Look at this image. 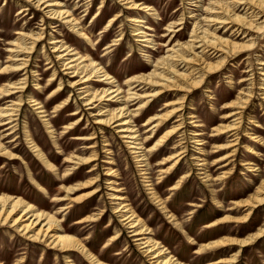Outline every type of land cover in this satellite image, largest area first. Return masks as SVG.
Segmentation results:
<instances>
[{
	"label": "bare ground",
	"instance_id": "obj_1",
	"mask_svg": "<svg viewBox=\"0 0 264 264\" xmlns=\"http://www.w3.org/2000/svg\"><path fill=\"white\" fill-rule=\"evenodd\" d=\"M16 1L19 4L16 16H27L29 12L35 11V13L37 12L36 14L42 13L45 19L39 21L41 24L37 29L29 28V24H26L21 26V29L15 33L4 32V36L8 35L11 40L5 43L9 47L6 51L9 56L6 59V64L0 68V80H5L0 83V158H5L9 161L19 159V156L12 152L16 146L10 147L6 145L7 142L4 143L3 141L11 136L13 138L10 142L17 141L16 133L22 106L28 105L34 114L42 120L45 129L51 132V121L56 116L63 119L64 115L62 113L66 111L72 100H74L76 111L66 117L67 121L64 122L61 128V134L77 131L85 116L93 119L91 123L99 128V134L103 132L107 134L116 127L117 130L113 132L116 133L122 144L129 151V154L134 158L135 164H137L136 167L139 168V174L144 178L143 182L147 188V194L150 195L161 212H167L165 203L168 201L171 192L182 188L183 184L192 176V170L200 172L198 173L201 176L200 180L208 188L222 185L225 180L233 175L232 169H227V167L232 164V158L235 157V146L240 139L239 132L242 128L243 113L248 108L250 92L248 91V93L243 95L246 98H236L237 102L232 101L221 107V109L229 108L235 109V111L223 113L219 118L223 121L218 126H213L210 129V134L203 139L202 136L205 135L204 131L207 130V127L201 121H197L198 116L193 112L195 111L194 107L186 109V103L195 90L206 85V81L213 74L225 69L227 59L235 51L248 52L255 49L256 41L260 40L263 37L262 35H264V0H208L206 3L204 0H180L179 9L174 11V13H177L178 10L182 9L179 19L169 22L165 26L163 34L156 40H167L161 45L157 44V46L152 33L148 32L154 30V28L149 25L139 27L140 23H143L139 18L141 14L149 17L157 15L154 6L147 3L149 0H114L112 10L115 11L117 8L118 10L108 18L95 41L92 39L91 27H84L83 17L76 13L78 9L93 0H85V2H82V0ZM104 2V0H101L98 9L93 13L92 21L97 20L99 17ZM86 11L87 9L84 12L82 11L84 13L83 16L86 15ZM197 12L201 14L196 15ZM186 14L187 17H185ZM124 16L127 18L126 22L133 28L131 29V37H133V41L138 43L139 51H143L142 48H146L144 52L148 53L147 60L150 65L148 66L149 69L146 66H139L129 71H124L123 74H127L126 79L120 82L122 74H114L110 69V65L106 63L107 61L105 62V57L114 47L119 46L124 41L126 37L124 25H120L116 36H114L115 38L102 49L100 57L94 50L98 48L107 34ZM189 21L193 22L188 33V40L182 43L178 40L173 41L178 33L179 37H182L180 33ZM45 24H48V26L44 27ZM57 28L61 31L67 28L78 40L69 44L61 38V34L59 35L61 40L55 36L48 39L47 45L50 48V54L45 52L42 55L45 61L42 73L51 72V76L43 86L34 84V90L30 91L28 90L27 69L31 66V57L44 40V31L47 29L54 31ZM223 28L231 31L230 36L236 38L242 36L241 39L245 40L246 43L244 45L232 43L227 38L220 36V34L224 36L227 34V31L220 33ZM49 36L52 35L49 34ZM78 41H80V44L84 41L86 45L79 49L77 47ZM42 48L45 49V47ZM163 49L166 50L162 52ZM179 53L187 56H181ZM159 54L161 55L158 56ZM212 60L215 61L213 62ZM257 64L264 66V60H260ZM176 66L180 70L175 68ZM259 74L264 75L262 72ZM36 76L38 75L35 73L32 77L36 78ZM64 77H66V83L63 80ZM93 78L96 79L91 82ZM247 80L249 79H240L238 84ZM95 83L98 85L91 86ZM102 84L105 86L101 87ZM170 90H177L178 93L171 94ZM260 90L261 97L264 99V87ZM179 91L182 92L180 97L178 95L174 100L173 97L179 94ZM64 92L67 93V97L61 99ZM25 93L29 94V96H24ZM44 94L47 96L42 100L41 98ZM209 98L212 99L211 96ZM159 99H165V103L159 109L160 113L157 112L148 116L140 127L134 125L140 117L145 115L144 112L147 106ZM104 102H106V105H104ZM49 103H55L52 111L54 118H50L51 116L47 111ZM79 103L81 108L76 105ZM186 112L187 116H185ZM185 117L190 120L187 125L192 126L190 127L193 128L192 131L186 132L184 130ZM250 124H254L253 121L250 120ZM25 126L23 136L33 156L38 159L46 170L55 172V166L39 150L37 144L31 138L28 125ZM254 127L261 128L259 124H254ZM143 128L144 131L141 132ZM90 129L91 133L88 134L80 130L82 134L72 137L71 140L95 141L98 138L97 133L93 128ZM162 129L163 131L154 139L155 132ZM242 136L253 142L255 146L257 144L264 145V140L252 133H245ZM105 137L103 136L102 138ZM208 138L213 143L209 152L205 149V139ZM153 139L154 141L147 145ZM103 142H107V140L104 139ZM169 142H173L172 146L169 149H164ZM96 143L97 141L86 144L81 143L83 147L78 146V148L67 152L69 155L65 157L64 163L71 165L64 171L62 180H68L70 175L75 174V170H79L86 165L89 166L85 173L94 174L97 170V165L94 162L98 160ZM189 144H192V147H196L194 150L196 156L189 154ZM103 146L107 147L109 144L104 143ZM163 150L168 154L155 164L158 177L154 184L150 180L152 167H150V160ZM110 153L108 149L106 154ZM246 153L254 157L258 156L257 151L250 147H247ZM214 154L218 155L213 157L211 162L208 163V158ZM188 155L195 156L191 159L192 167L177 178L175 184L167 190L169 195L161 199L157 192V187L159 186L157 184L163 182L168 175L173 174ZM114 161L106 160L104 163L114 164ZM241 166H248L249 172L257 171L251 160L244 162ZM114 173L115 170L110 168L107 170L106 176L113 175L117 177V174L115 176ZM216 173L217 175L215 176ZM86 174L81 177H86ZM28 179L38 190L46 193L34 180L29 170ZM97 182V176H93L72 187L60 186L66 195L53 197L52 202L60 204L68 201L65 204H61L62 206L52 213H45L37 209L24 200L23 197H16L4 192L0 193V228L8 229L32 244L44 245L48 249L59 253L76 252L86 260H89L91 264H107L97 258H93L80 239L63 229L61 226L63 219H59V216L63 218V215L72 207V204L90 199L100 192V189L95 186ZM108 184L112 187L109 189L112 193L108 195V199L111 202L114 201L115 204L111 208V214L117 218L116 220L121 228L126 231L128 237L132 238L131 241L138 247V251L141 252L142 257L147 260L148 264H185L180 262L168 248L154 240L152 236L145 237L147 234L152 235L151 231L145 226L133 208L126 203L127 198L121 196L122 188L113 186L116 184L114 180ZM94 186L96 188L93 189L92 187ZM82 188H92V190L75 197H69L70 194ZM211 191L213 197H218L219 193L217 191ZM253 193L255 196L251 194L248 197L252 200L250 203L247 200L232 203L236 207H246L245 212L247 213L245 215L241 217L223 215L206 226V228H218L221 225L228 230H233L238 225L247 224L251 218V212L264 204V182H261ZM189 206L192 209L187 215L191 216L195 208H200L202 205L191 202ZM229 210L236 209L230 208ZM18 211H20L19 215L13 217ZM101 216L102 212L100 211L98 214L87 216L75 224L93 223L101 219ZM166 217L177 229L179 228L183 232V223L181 221L178 222V219L173 215L166 214ZM25 219L26 223H24ZM108 225L111 224L108 223ZM11 235L10 239L13 238V234ZM120 236L121 229L109 237L102 248L111 246ZM187 238L191 244H194L189 236ZM262 238H264V227L259 229L257 233L250 234L243 239L224 236L216 241L201 244L196 248L194 254L199 255L206 251L213 253L218 250H226V246H236L238 247L237 251L233 252L229 258L219 259L211 263L235 264L241 248L252 245ZM122 250L125 251V246ZM22 262L23 260H19L14 264H21ZM71 262L72 259L69 257L66 263L70 264ZM0 264H2L1 261Z\"/></svg>",
	"mask_w": 264,
	"mask_h": 264
},
{
	"label": "rangeland",
	"instance_id": "obj_2",
	"mask_svg": "<svg viewBox=\"0 0 264 264\" xmlns=\"http://www.w3.org/2000/svg\"><path fill=\"white\" fill-rule=\"evenodd\" d=\"M104 1V6L100 11L101 13L97 20L92 21V17L93 13L98 9L101 0H93L76 11L77 15H81L84 19L83 26L91 27L93 41L96 40L99 31L105 26L108 18L118 10V8L115 11L112 10L114 0ZM204 1L205 3L208 2V0ZM82 2H85V0H82ZM147 3L154 6L157 15H155V17H149L141 14L139 18L143 23H140L139 27H143V25L153 27L154 30L148 32L152 33V37L156 40L161 34H163V29L169 22H174L179 19L182 9H180V11L178 10L177 13H174V11L179 9L181 2L180 0H149ZM70 5H72V3H70ZM18 8L19 4H17L16 0H0V68L6 64V59L9 56V53L6 52L9 47L6 46L5 43L11 40L8 35L4 36V32L15 33L21 29V26H25L26 24H29V28L37 29L41 24L39 21L45 19L42 13L36 14L37 12L35 13V11L29 12L27 16H16ZM86 9V15L83 16V12ZM200 14L201 13L198 12L196 13V15ZM185 17H187V14ZM126 20L127 18L125 16L122 17L99 44L98 48L94 50V52L96 51L97 55L100 57L103 51L102 49L109 45L111 40L115 38L114 36H116L117 29L120 25H124V33L126 35L124 41H122L119 46L114 47L105 57V62L107 61L106 63L110 65L112 72L117 75L122 74V76H120V82H123L124 79H126L127 74L124 75V71H129L139 66H146L147 69H149L148 66L150 65V62L147 60L148 53L144 52L146 48H142L143 51H139L138 43L133 41V37H131V29L133 28H131V25L126 22ZM192 22L193 21H189L187 26L182 30L180 33L182 37H179L178 33L173 41L178 40L180 43L186 42L188 40V33L191 29ZM45 26H48V24H45L44 27ZM155 28L157 31H155ZM226 31L227 34H225V36L220 34ZM44 32V40L32 55L30 61L31 66L27 69L28 90L30 91L34 90V84L43 86L46 83V80L51 76V72L42 73L45 67V61L42 55L45 52L50 54V48L47 45V42L49 41L48 39L53 38L54 36L59 37L61 34V38L69 44L78 40L67 28H64L62 31L59 28L54 31L47 29ZM220 33V36L227 38V40L232 41V43L235 42L240 45L246 43L245 40L241 39L242 36H238V38L230 36L231 31L226 30L225 28L221 29ZM49 34L52 36H49ZM262 36L263 37L260 40L256 41L254 50L248 52L235 51L233 55L227 59L225 69L213 74L212 77L206 81V85H204L203 88L195 90L194 94L191 95L186 103V109L194 107L195 111L193 112L198 116L197 121H201V123L207 127V130L204 131L205 135L202 136L203 139L210 134V129L213 126H218L223 121L219 119L223 113L235 111V109H221V107L232 101L237 102L236 98H246L243 95L248 93V91L250 92L249 98L247 97L249 101L248 108L243 113L242 128L239 132L240 139L235 146V157L232 158V164L227 167V169H232L233 175L225 180L222 185L208 188L204 182L200 180L201 176L198 174L200 172L192 170V176L183 184L182 188L171 192L168 201L165 203L167 212H161L150 195L147 194V188L144 186L145 183L143 182L144 178L139 174V168L136 167L137 164H135L134 158L129 154V151L126 149L125 145L122 144L116 133L113 132L117 130L116 127L113 128V131L107 134H104V132L99 134V128L91 123L93 119L85 116L77 131L64 135L61 134V128L64 125V122L67 121L66 117L70 113L76 111L74 100H72L70 106L64 113H62V115H64L63 119L57 118V116L55 118L53 117L52 111L56 102L54 104L49 103L47 106V111L51 116L50 118H54V120L51 121V132L45 129L42 120L34 114L28 105L25 104L21 107L18 131L16 133V136L18 137L17 141L10 142L13 136L3 141L4 143L7 142L6 145L10 147L16 146L12 152L16 153L17 156H19V159L9 161L5 158H0V193L4 192L16 197H23L24 200L35 206L37 209L42 210L45 213H52L57 210V208H60L62 206L61 204H65L68 201L61 202L60 204L52 202L53 197H63L66 195L60 186L72 187L88 178L97 176L98 182L95 186L100 189V192L90 199L72 204V207L63 215V218L59 216V219H63L61 226L70 234H73L76 238L80 239L93 258H97L107 264H148L147 260L142 257L141 252L138 251V247H136L131 241L132 238L128 237L126 231L121 228L119 222L116 220L117 218L111 214V208L115 204L114 201L111 202L108 199V195L112 193V191L109 190L112 187H110V184L108 183L114 180L116 184L113 186L122 188L120 193L121 196L127 198L126 203L133 208L145 226L150 229L152 235L147 234L145 237L152 236L154 240L168 248L180 262L185 264H211L219 259L229 258L233 252L237 251L238 247L226 246V250H218L213 253L206 251L199 255L194 254V251L199 245L210 241H216L224 236L243 239L250 234L257 233L259 229L264 227L263 204L251 212V218L247 224L238 225V227L233 230H228L221 225L218 228H206V226L213 223L218 218H221L223 215H231L235 217L245 215L247 213L245 212L246 207H236L232 203L242 202L244 200H247V202L250 203L252 200L248 197L251 194L255 196L253 193L254 190L261 182H264V145L257 144V146H255L253 142L248 141L242 136V134L245 133H252L258 138L264 140V99L261 97L260 90L264 87V75L259 74L260 72L264 73V66L257 64L260 60H264V35ZM61 38L59 37L57 39L61 40ZM164 41L156 40V46L157 44L161 45ZM84 45H86L84 41L83 43L81 42V44L80 41H78L77 47L80 49L84 47ZM42 47H45V49ZM164 50L166 49H163L162 52H164ZM128 54L130 55L128 56ZM160 55L161 54L158 56ZM179 55L187 56L182 53H179ZM212 61L214 62L215 60ZM175 68L180 70L178 66ZM35 73L38 75L36 78L32 77ZM244 78L249 80L238 84V81ZM65 79L66 77L63 79L64 82ZM95 79L96 78H93L91 82ZM4 81V79L0 80V83ZM97 85L98 84L95 83L91 86ZM103 86L105 85L102 84L101 87ZM208 90L209 92H207ZM170 92L171 94L178 93L177 90H170ZM181 93L182 92L179 91V94H176L173 99L178 97V95L180 97ZM24 96H29V94L25 93ZM46 96L47 95L44 94L41 99L44 100ZM210 96L212 99L209 98ZM66 97L67 93L64 92L61 99H65ZM164 100L165 99H159L147 106V109L144 112L145 115L140 117L134 125L140 127L148 116L157 112L160 113L159 109L165 103ZM76 105L79 107L81 106L80 103ZM104 105H106V102H104ZM187 112L185 113V116L188 115ZM86 120H88V122H86ZM250 120L253 121L254 124H259L261 128L258 129L254 127V124H250ZM189 121L190 120L185 117V124L183 126L186 132L189 130L192 131L193 129L190 128L192 126L187 125V122ZM25 125H28L31 132V138L37 144L39 150H41L48 160L55 166V172L46 170L40 164L38 159L33 156V153L31 149L28 148L23 136V129L26 127ZM90 128H93L98 136L95 140L97 141L96 149L98 160L97 162H94V164L97 165V170L93 175L86 174L85 171L89 166L86 165L79 170H75V174L70 175L68 180H62L61 178L64 171L71 165L64 163L65 157L69 155L67 152L78 148V146L83 147V144L81 143L86 144L95 142L94 140L72 141V137L82 134L80 133V130L85 131L83 133H91ZM142 131H144V128L141 132ZM162 131L163 129L155 132L154 139H156ZM103 136L106 137L102 138ZM104 139L107 140V142H103ZM154 139L147 143V145L152 143ZM205 142V149L209 152L213 143L210 141V138L205 139ZM104 143H108L109 146L104 147ZM172 144L173 142H169L168 145H166L167 148L165 147L164 149H169ZM192 146V144L188 145L189 154L196 156L194 153L196 147ZM247 147L257 151L258 156L254 157L251 154L248 155L246 153ZM108 149L111 152L110 154H106ZM167 154L168 153L163 150L150 160V167L152 166L150 180H152V183L154 184L158 177L155 164ZM216 155L218 154L211 155L208 158V163H210L211 159ZM195 156L188 155L180 163L173 174L168 175L163 182L157 184L159 185L157 187V192L161 199H164L169 195V191L167 190L175 184L177 178L192 167L191 159ZM106 160L115 161L114 164H105L104 161ZM249 160H251L253 166L257 169L256 172H249L248 166H241L244 162H249ZM110 168L115 170L114 175L116 176L117 174V177H114L113 175L106 176L107 170ZM28 170L34 180L37 181L46 193L38 190L35 185L30 182L28 179ZM85 174L87 175L86 177H81ZM216 175L217 173L215 176ZM95 186L92 188H96ZM92 188L79 189L70 194L69 197L83 194L88 190H92ZM211 190L217 191V193H219L218 197H213ZM191 202L199 203L202 206L200 208H195L194 213L189 216L187 214L192 209V207L189 206V203ZM230 208L236 210H229ZM100 211L102 212L101 219H98L96 222L75 224L77 221L87 216L96 215ZM19 213L20 211H18L13 217H16ZM166 214L173 215L178 219V222L181 221L183 223V232H181L179 228L177 229V227L167 219ZM24 223H26V219L24 220ZM108 223L111 225H108ZM119 229H121L120 238L111 246L102 248L107 239ZM11 234H13L12 239L9 238L12 236ZM187 236L191 238L194 244H191L188 241ZM24 239L18 237L8 229L0 228V261L2 264H14L19 260H23L21 264H67L66 260L69 257L72 259L70 264H91L89 260H86L76 252L66 254L59 253L48 249L44 245L32 244ZM124 246L125 251L122 250L124 249ZM22 257L24 258L21 259ZM235 264H264V238L256 241L252 245L241 248Z\"/></svg>",
	"mask_w": 264,
	"mask_h": 264
}]
</instances>
